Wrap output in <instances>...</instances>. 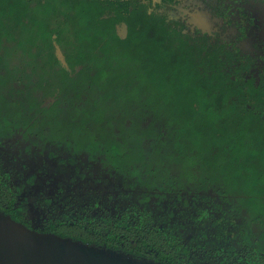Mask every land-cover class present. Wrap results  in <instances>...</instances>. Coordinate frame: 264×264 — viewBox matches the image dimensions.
I'll return each instance as SVG.
<instances>
[{
    "label": "trees",
    "instance_id": "trees-1",
    "mask_svg": "<svg viewBox=\"0 0 264 264\" xmlns=\"http://www.w3.org/2000/svg\"><path fill=\"white\" fill-rule=\"evenodd\" d=\"M41 1L36 7L45 14L25 16L23 24L31 30L12 31V39L28 33L24 39L33 42L3 47L15 53L23 47L34 75L11 74L0 88V187L10 184L6 173L19 185L13 203L0 202L1 214L37 232L169 264L95 237L90 208L99 209L92 221L101 219L103 230L138 225V213L147 215L146 226L165 221L173 204L163 199L169 197L165 175L170 169L161 167L174 162L200 178L201 171L216 173L217 184L234 188L224 191L232 194L227 197L262 202L264 107H246L247 90L233 87L238 91L232 96L209 49L210 60L201 61V48L160 22L157 28L137 27L122 39L108 31L104 0H61L58 10L54 0ZM18 23V17L0 14V33H10ZM19 133L26 146L9 149ZM78 151L88 160L74 154ZM21 184L29 185L34 198L43 191L45 201L38 200L47 207L27 204ZM108 190L110 198L117 197L109 208ZM29 213L40 220L26 219ZM181 219V227L201 232L195 218ZM77 221L81 233L74 232Z\"/></svg>",
    "mask_w": 264,
    "mask_h": 264
},
{
    "label": "flooded vegetation",
    "instance_id": "flooded-vegetation-1",
    "mask_svg": "<svg viewBox=\"0 0 264 264\" xmlns=\"http://www.w3.org/2000/svg\"><path fill=\"white\" fill-rule=\"evenodd\" d=\"M37 1L34 5L33 0H0V14H7L11 20L16 16L19 21L17 26L8 28L10 33H0V88L11 74L16 73L18 77L34 75L30 71L28 55L24 53L23 47L18 48L16 53L13 49L5 50L3 47H10L14 43L29 45L33 42L24 39L29 36L28 33L20 35L17 40L11 37L12 31L31 30L30 24L29 27L23 24L28 21L25 16L46 13L43 7H36ZM70 1L72 3L73 0ZM61 3V0H54L56 10L62 8ZM103 5L102 16L109 19L108 31L122 39L130 36L137 27L157 28L160 22L166 29L184 34L187 43L201 48V61L210 60L205 56L209 49L214 59L212 62L218 64L221 70L222 80L232 90L233 87L247 90L243 98L244 102L247 99L246 107H264V0H104ZM134 15L136 18L132 21ZM118 42L123 44V41ZM53 44L55 46V42ZM90 59L94 57H88V61ZM236 91L233 90L232 96ZM232 100L235 101V107H240L235 99ZM22 137L20 133L16 134L9 141V149L25 147L26 141L24 144ZM63 153L67 157L72 154ZM74 154L81 159L86 157V153L81 151ZM85 159L88 160L87 157ZM180 164L174 162L168 167H161L162 172L170 169L165 175V180L169 178V197L163 198L173 204V214L168 219L153 221L152 225L146 226L143 220L147 215L138 213L134 217L140 221L138 225L123 227L116 224L117 228L103 230L100 227L101 219L94 220L96 223L92 221L99 209L90 208L93 215L89 224L94 228L95 237L104 242L110 240L108 242L114 246L147 254L169 264H264V196L262 202L253 199L235 200L230 198L232 194L224 193L232 192L234 188L217 184L216 173L201 171L200 178L199 173L183 171ZM42 170L48 174L45 168ZM3 177L10 184L7 182L9 185L0 187V202L7 207L14 202L13 191L19 185H15L9 173ZM27 186L21 184L19 188L27 204L41 202L38 200L40 197L45 201L43 191L38 198H34L35 193L30 192ZM71 186L77 187V183ZM107 192L109 208L117 197L110 198L113 192ZM36 206L47 207L42 203ZM107 208H103V215L108 212ZM255 210L260 212L253 216ZM121 216L118 214V217ZM31 217L34 221L40 220V217L30 213L26 219ZM181 218L187 223L195 218L193 222L200 226L201 232L195 234V231H189L188 224L181 227L180 224L184 223ZM77 223L74 232L81 233L82 221ZM192 238L197 243L193 242V246H190Z\"/></svg>",
    "mask_w": 264,
    "mask_h": 264
},
{
    "label": "water",
    "instance_id": "water-1",
    "mask_svg": "<svg viewBox=\"0 0 264 264\" xmlns=\"http://www.w3.org/2000/svg\"><path fill=\"white\" fill-rule=\"evenodd\" d=\"M0 264H151L104 248L27 228L0 213Z\"/></svg>",
    "mask_w": 264,
    "mask_h": 264
}]
</instances>
